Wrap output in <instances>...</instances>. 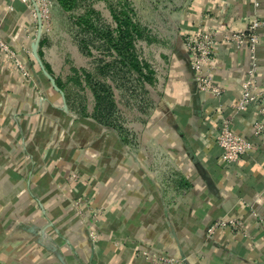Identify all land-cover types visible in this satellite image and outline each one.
<instances>
[{
	"label": "crops",
	"instance_id": "crops-1",
	"mask_svg": "<svg viewBox=\"0 0 264 264\" xmlns=\"http://www.w3.org/2000/svg\"><path fill=\"white\" fill-rule=\"evenodd\" d=\"M98 8L109 21L103 3ZM149 9L150 21L163 14L173 24L174 45L161 97L136 141L123 146L68 108L32 55L38 24L27 5L0 0V37L29 75L0 51V264H156L155 256L171 264H264V133L251 129L264 117L257 100L235 114L250 52L222 39L253 17L264 21V0H157ZM182 26L215 33L209 75L224 86L220 96L196 90L177 35ZM260 35L255 84L264 92V25ZM55 47L48 41L39 57L57 75L47 60ZM223 119L254 145L237 166L222 163L214 141ZM79 198L83 219L71 205ZM230 216L244 220L245 234L208 233ZM40 229L50 239H40Z\"/></svg>",
	"mask_w": 264,
	"mask_h": 264
},
{
	"label": "trees",
	"instance_id": "trees-1",
	"mask_svg": "<svg viewBox=\"0 0 264 264\" xmlns=\"http://www.w3.org/2000/svg\"><path fill=\"white\" fill-rule=\"evenodd\" d=\"M154 1L157 0L147 3ZM100 3L109 14V21L102 17ZM53 7L71 28L72 39L81 53L92 60L88 69L76 70L80 80H71L77 93H81L78 105L62 79L43 62L63 92L68 108L83 119L86 127L98 124L113 133L123 146L134 143L137 130L146 126L150 109L162 95L168 51L174 45L173 24L161 13L157 23L150 21L139 0H53ZM46 43L44 36L40 56ZM119 75L135 85L137 96L145 98L143 103L131 98L133 92H129L125 80H118Z\"/></svg>",
	"mask_w": 264,
	"mask_h": 264
},
{
	"label": "built area",
	"instance_id": "built-area-1",
	"mask_svg": "<svg viewBox=\"0 0 264 264\" xmlns=\"http://www.w3.org/2000/svg\"><path fill=\"white\" fill-rule=\"evenodd\" d=\"M23 1L29 12L37 23V11L39 12V18L41 21L42 31L49 32L53 24V0H21ZM11 8V6H8ZM264 25V21L259 17H253L247 28L241 31L227 30L223 34V42L225 44L234 45L237 49L243 46H248L251 58V64L247 73L245 74L241 84L238 102L235 105V114L243 111L250 103L257 100L260 105L259 113L264 117V92L258 91L255 84L256 74L258 73V60L256 57V49L260 41V28ZM177 35L181 40V45L186 52L189 67L192 73V80L197 91L209 92L214 96H220L225 88L222 84L211 83L209 75L210 62L216 48V41L214 38L215 33L205 28L190 29L182 26L177 29ZM0 51L7 55L14 65L18 68L21 74L29 77L28 71L25 65L22 63L20 57L12 50L8 43L0 37ZM74 119L75 115L68 113ZM251 129L257 136L264 133V124L258 119L251 121ZM214 141L216 146L220 149V157L222 163L228 166H237L245 154H247L254 145L251 141L241 135L240 132L236 131L231 125L230 119H223L220 122L215 134ZM69 178H76V173H72ZM81 199L72 202V208L78 212L82 219L85 218L83 212H81ZM86 200L84 199V204ZM87 213L91 218H95L97 210L87 209ZM258 217V216H257ZM258 221L264 230V219L260 216ZM244 220L241 217L230 216L228 218L220 219L211 224L208 228V233H212L215 228L218 227H229L234 232L242 234L246 233L244 228ZM37 235L40 239H50L43 229L37 231ZM91 241L96 240V233L93 230L89 231ZM153 261L156 264H171L173 259H168L162 256L153 257Z\"/></svg>",
	"mask_w": 264,
	"mask_h": 264
},
{
	"label": "rangeland",
	"instance_id": "rangeland-1",
	"mask_svg": "<svg viewBox=\"0 0 264 264\" xmlns=\"http://www.w3.org/2000/svg\"><path fill=\"white\" fill-rule=\"evenodd\" d=\"M144 7V13L146 16H149L151 12L149 11V4L147 1L149 0H139ZM59 10H54L53 12V24L49 32H45L46 34V40L47 42H55V49L56 54L54 56L48 55L47 60L52 63L53 69L55 70V73L62 79V81L65 83L68 92H70L71 98L75 99V105H78V103L81 101V93H77L78 88L76 85L73 84V81L71 80H80V75L76 73V70L79 68H85L88 69L89 66L92 65V60L85 57L78 45L73 41L72 39V30L69 27L68 24H66L65 20L61 19ZM118 80L123 82V80L126 81V84L128 86L129 92L132 91L131 98L133 100L141 103L144 102L145 98H140L137 96V93L139 91L135 87L134 84L131 83L130 80L126 78H122L120 75L118 77ZM134 85V86H133ZM90 97L91 94L89 93ZM91 109V106H90Z\"/></svg>",
	"mask_w": 264,
	"mask_h": 264
},
{
	"label": "water",
	"instance_id": "water-1",
	"mask_svg": "<svg viewBox=\"0 0 264 264\" xmlns=\"http://www.w3.org/2000/svg\"><path fill=\"white\" fill-rule=\"evenodd\" d=\"M37 24H38V28H37V33H36V37L31 45V50H32V55L34 56V58L36 59L37 63L39 64L42 72L44 73V75L48 78L49 82L51 83L52 87L54 89H56L63 97L64 94L63 92L57 87L56 83H55V79L52 77V75L46 70L42 60L40 59L38 52H37V48H38V44H39V40L41 37V33H42V28H41V21L39 18V12L37 11ZM65 110H66V105H65Z\"/></svg>",
	"mask_w": 264,
	"mask_h": 264
}]
</instances>
